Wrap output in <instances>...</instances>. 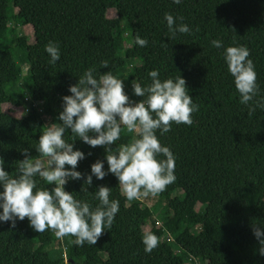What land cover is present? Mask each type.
Segmentation results:
<instances>
[{
    "label": "trees",
    "instance_id": "obj_1",
    "mask_svg": "<svg viewBox=\"0 0 264 264\" xmlns=\"http://www.w3.org/2000/svg\"><path fill=\"white\" fill-rule=\"evenodd\" d=\"M165 13L191 33L172 38ZM137 35L146 47L135 43ZM213 40L222 47H213ZM50 41L60 51L55 63L45 51ZM240 46L249 50L257 76L258 95L248 105L240 102L225 61L226 48ZM88 69L96 79L111 72L124 80L135 102L144 98L134 95L132 81L150 85L152 70L161 81L186 80L199 106L193 124L156 131L175 157L176 180L156 196L132 201L111 173L103 180L93 176L88 191H81L97 160L107 172L106 153L66 130L63 139L85 159L76 168L83 178L69 180L65 191L95 209L98 187L111 188L110 200L119 201L114 222L95 245L81 247L75 237L34 231L27 218L15 227L0 221V264H264L252 230L257 225L264 232V108L255 104L264 102V0H0V157L11 176L24 149L42 159L39 136L50 119L60 123L62 97ZM134 136L122 128L113 151ZM35 180L34 191L55 186ZM149 232L159 238L150 254L142 243Z\"/></svg>",
    "mask_w": 264,
    "mask_h": 264
},
{
    "label": "clouds",
    "instance_id": "obj_2",
    "mask_svg": "<svg viewBox=\"0 0 264 264\" xmlns=\"http://www.w3.org/2000/svg\"><path fill=\"white\" fill-rule=\"evenodd\" d=\"M180 2L173 0L175 4ZM164 19L172 38L177 32L191 33L186 24L176 25L171 14L165 13ZM179 19L182 21L183 17ZM135 43L146 47L148 41L137 35ZM211 44L216 48L222 47L219 40H213ZM45 51L51 57L50 63L59 60L58 45L50 41ZM249 56V50L243 46L225 50L228 71L244 105L258 95L255 66ZM102 66L108 68V61H103ZM148 75L152 83L146 87L132 81L134 95L144 98L139 102L129 98L124 90V80L111 72H105L96 79L93 69H88L76 84L70 85L68 91L71 95L62 97L63 111L58 116L60 123L48 125L39 136L36 151L44 159L33 161L28 150L24 149L25 159L17 162V175L13 177L4 170V160L0 157V186L3 188L0 191V221H11L15 227L17 219L23 221L27 218L34 231L43 233L51 229L58 239L75 237L74 243L81 247L86 242L95 245L105 228H111L119 211V201L110 200L111 188L98 187L95 198L99 205L95 209L65 191L69 180L83 178L76 168L79 161L85 159L82 151L74 150V144L63 139L66 130L92 148L102 146L106 153L107 172L104 161L97 160L91 165V174L84 179L81 191H88L93 176L103 180L109 173L118 179L121 194L128 201L156 196L174 183L175 157L168 147L161 145L156 131L163 135L171 130L173 123L191 126L192 114L199 110V106L193 103L182 76L161 81L158 70H152ZM255 104L264 108L262 101ZM254 110V107L250 108V111ZM122 128L135 133V136L130 143L121 144L113 151L112 145L120 139ZM158 156L164 158L157 159ZM37 176L55 186L51 190L34 191ZM252 230L260 244L259 254L264 256V239H261L264 232L257 225H253ZM142 243L144 251L150 254L159 246V238L150 232L145 233Z\"/></svg>",
    "mask_w": 264,
    "mask_h": 264
},
{
    "label": "rangeland",
    "instance_id": "obj_3",
    "mask_svg": "<svg viewBox=\"0 0 264 264\" xmlns=\"http://www.w3.org/2000/svg\"><path fill=\"white\" fill-rule=\"evenodd\" d=\"M110 14H112L113 16H117V12H116L115 9H111V10H110ZM23 30H24V31H25V30H28V27L24 26V27H23ZM35 99H36L37 101L40 100L39 97H35ZM16 111H17V113L22 112V111H23V107H18V108L16 109ZM50 123H51V124H52V123H55V121L53 120V118L50 119ZM42 159H44V158H42ZM32 160L34 161V160H36V159H32ZM45 166H47V165H46V160H45ZM80 172H81V171H80ZM188 185H189L188 183H185V184L182 186V188L185 189L186 187H188Z\"/></svg>",
    "mask_w": 264,
    "mask_h": 264
}]
</instances>
